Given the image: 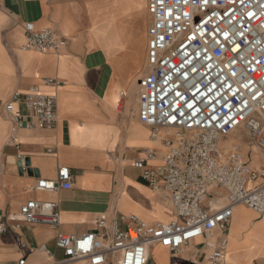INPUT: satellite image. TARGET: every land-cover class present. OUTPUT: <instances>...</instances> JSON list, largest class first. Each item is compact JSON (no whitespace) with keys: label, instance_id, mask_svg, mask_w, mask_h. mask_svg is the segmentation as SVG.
Returning a JSON list of instances; mask_svg holds the SVG:
<instances>
[{"label":"crops","instance_id":"obj_1","mask_svg":"<svg viewBox=\"0 0 264 264\" xmlns=\"http://www.w3.org/2000/svg\"><path fill=\"white\" fill-rule=\"evenodd\" d=\"M150 19L148 0L144 6H137L136 0H0V215L18 213L24 203L36 200L57 203L61 216L58 228L22 224L19 230L0 235V264H19L23 258L27 264H55L64 258L56 245L57 235L95 233L99 218L118 220L122 229L131 216L150 225L175 219L170 201L134 167L144 157V149L157 152L151 166L162 164L166 151L138 116ZM27 23L37 30L57 31L67 39V46L45 54L23 49ZM117 25L129 31L130 38L111 46L108 35ZM48 79L60 85L48 84ZM16 92L55 95V128L18 127L6 112ZM14 113L25 116L26 110L15 104ZM234 143L242 146L254 168L261 166L262 157L250 154L243 132L226 141L227 152ZM50 149L53 153H48ZM60 167L71 170V189H37L40 180L56 179ZM220 198L223 207L224 192H215L207 201L212 210L221 208H213ZM21 244L46 247L55 258L39 250L29 253ZM212 245L196 240L176 256L167 248L152 246L150 258L153 264H208ZM227 264H264V216L243 205L235 208L232 217Z\"/></svg>","mask_w":264,"mask_h":264},{"label":"built area","instance_id":"obj_2","mask_svg":"<svg viewBox=\"0 0 264 264\" xmlns=\"http://www.w3.org/2000/svg\"><path fill=\"white\" fill-rule=\"evenodd\" d=\"M148 12L152 23L147 72L139 81L138 116L166 151L162 164L151 166L157 152L144 149L134 167L170 201L175 219L150 225L131 216L122 229L118 220L99 218L95 233L57 235L64 258L55 264H153L152 246L176 256L200 239L213 244L208 264H227L235 208L243 205L264 216V0H148ZM25 32L26 50L58 53L68 44L57 31L37 30L33 23L25 25ZM46 82L60 85L55 79ZM15 104L24 106L25 116L15 115ZM6 112L18 127L52 130L57 98L16 92ZM240 131L250 154L262 157L260 167L251 165L238 143L227 152L224 144ZM19 158L24 166L25 160ZM2 166L0 158V176ZM72 186L71 170L60 167L56 179L40 180L37 189ZM215 192L226 194V203L218 210L207 204ZM60 223L57 203L30 200L18 213L0 215V235L19 230L22 224L58 228ZM21 249L55 258L46 247L21 244Z\"/></svg>","mask_w":264,"mask_h":264},{"label":"rangeland","instance_id":"obj_3","mask_svg":"<svg viewBox=\"0 0 264 264\" xmlns=\"http://www.w3.org/2000/svg\"><path fill=\"white\" fill-rule=\"evenodd\" d=\"M136 5L137 6H140V5L144 6L145 5V0H136ZM126 6H127V8H129L130 7V3L126 2ZM148 17L151 18L149 13H148ZM150 22H151V19H150ZM133 33H135V32H133ZM136 35L138 36V34H135L134 36H136ZM129 38H130L129 31L124 30V29L120 28L117 25V26H115V31L108 35L107 42L111 46H118L120 44H123ZM146 72H147V69H146Z\"/></svg>","mask_w":264,"mask_h":264},{"label":"bare ground","instance_id":"obj_4","mask_svg":"<svg viewBox=\"0 0 264 264\" xmlns=\"http://www.w3.org/2000/svg\"><path fill=\"white\" fill-rule=\"evenodd\" d=\"M149 13V12H148ZM232 142H233V140H232ZM231 144L232 143H230V145H228L229 147H231ZM255 161H258V158L256 157L255 158ZM122 192V191H121ZM222 193V192H221ZM121 197V196H120ZM214 201V200H213ZM224 204V199H222V198H220V199H218L217 201H216V203L214 204V209H218L219 207H221L222 205ZM205 259V258H204Z\"/></svg>","mask_w":264,"mask_h":264}]
</instances>
